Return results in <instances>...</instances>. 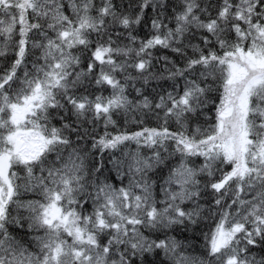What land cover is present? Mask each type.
<instances>
[{
  "label": "snow or ice",
  "instance_id": "1",
  "mask_svg": "<svg viewBox=\"0 0 264 264\" xmlns=\"http://www.w3.org/2000/svg\"><path fill=\"white\" fill-rule=\"evenodd\" d=\"M0 264H264V0H0Z\"/></svg>",
  "mask_w": 264,
  "mask_h": 264
}]
</instances>
